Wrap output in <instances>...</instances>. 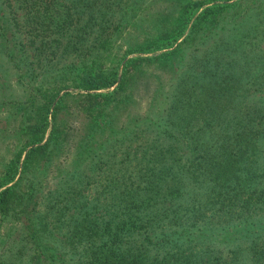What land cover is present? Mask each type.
<instances>
[{
	"label": "trees",
	"instance_id": "1",
	"mask_svg": "<svg viewBox=\"0 0 264 264\" xmlns=\"http://www.w3.org/2000/svg\"><path fill=\"white\" fill-rule=\"evenodd\" d=\"M1 112L0 264H264V0H0Z\"/></svg>",
	"mask_w": 264,
	"mask_h": 264
},
{
	"label": "rangeland",
	"instance_id": "2",
	"mask_svg": "<svg viewBox=\"0 0 264 264\" xmlns=\"http://www.w3.org/2000/svg\"><path fill=\"white\" fill-rule=\"evenodd\" d=\"M216 1V0H213ZM218 1H222V0H218ZM230 1V0H228ZM258 1V0H256ZM152 3H157L159 5H163V0H151ZM151 18V17H150ZM146 19L148 22L149 19ZM259 45H261V42L259 43ZM259 47V46H258ZM119 48L117 46L112 47V51L111 53H114L115 55H113V59H111V61H108L106 63H112V60H116V57L118 56V54H120V51L118 50ZM123 48H121L120 50L122 51ZM117 54V56H116ZM144 88V87H142ZM63 90H68L71 93L76 92L77 89L68 86L65 87L63 89L60 90V92H62ZM79 91H83V90H79ZM140 93H143V95H140L139 97H141V99L139 100L136 110L140 109V111H143V107L144 104L146 102V96H144V94L147 92L146 89L139 91ZM73 102V105H70ZM78 105L77 102L75 101V98H71L68 99V102L65 101L64 103H62V111L61 109H59L56 112V121L60 120L62 121V119H64L65 117L71 118V112H74L75 109H77ZM76 116V115H75ZM18 119V118H17ZM17 119H5L3 117V113H0V136H2V141L0 140V169L3 168V165L8 161V159L12 156V154L16 151L17 148L20 147V145L23 144V140L25 139V137H27V135H25L24 131L21 128V123L17 124ZM5 167V166H4ZM1 171V170H0ZM4 231L3 227H0V234Z\"/></svg>",
	"mask_w": 264,
	"mask_h": 264
}]
</instances>
